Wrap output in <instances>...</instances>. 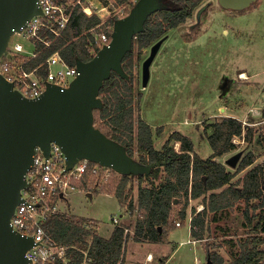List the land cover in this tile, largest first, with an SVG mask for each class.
<instances>
[{"label":"rangeland","instance_id":"obj_1","mask_svg":"<svg viewBox=\"0 0 264 264\" xmlns=\"http://www.w3.org/2000/svg\"><path fill=\"white\" fill-rule=\"evenodd\" d=\"M94 1L97 2L95 10L101 12L102 22L105 21L99 29L106 31L109 28L113 30V13L123 12L118 15L119 18L128 15L138 0H105L112 1L107 9H101V0ZM198 9L191 18L169 30L163 37L145 87L143 64L154 43L140 51L138 42L135 41V118L138 120L141 116L151 125L156 148H162L172 133L179 131L192 139L194 151L204 158L213 153L209 134L214 131V124L226 116L240 119L253 129L252 141L238 136L236 141L232 139L235 147L216 159L235 173L232 182L241 188L240 181L247 172L259 164L264 165V146L260 141V137L264 135V0H257L241 10L227 9L218 0H212L201 13L199 22ZM14 39L27 43L22 37L13 36L12 40ZM241 72H246L247 77H240ZM226 78L229 80L224 85ZM140 93L141 97H138ZM158 129H161L160 133ZM170 143L176 150H180L181 141L171 140ZM239 151H243V155L237 166L232 167L226 160ZM134 153V158L140 160L137 146ZM249 153L254 155L253 163L246 168H238L243 157ZM110 173L108 177L103 173L88 177L83 190L71 192L68 200L60 202V209L74 220L78 217L69 214L70 212L95 218L89 220L95 221L97 227L100 226L99 231L103 236L110 235L116 224L113 221L115 217L120 224L134 228L139 213L136 197L140 179L135 175L128 181V198L121 204L114 190L123 174L114 169ZM143 183L147 185L148 181ZM88 192L93 193V196H89ZM130 202L133 203V209H129ZM259 202L260 199L257 198L250 200L251 204ZM183 203L178 206L173 203L174 224L186 217L183 214L181 216L179 210ZM188 204V215L192 208L202 210L203 197L190 199ZM220 208V213L208 215L207 232L202 244L211 245L210 249L216 250L225 258L223 264H228L226 260H231L228 253L230 248L224 243L230 242L234 246L231 250L233 254L239 252V244L249 235L244 211L253 210L248 208L244 199L238 200L234 206L224 203ZM260 210L262 208H257L256 212ZM189 231L187 219L182 226H174L167 234L171 244L160 247L163 255L170 256L168 264L205 262L206 254L201 244L186 242L191 239ZM129 240H133L132 234ZM181 241L185 243L181 245ZM148 246L130 241L127 255L132 256L134 261L144 262ZM177 246L179 249L174 251L173 248Z\"/></svg>","mask_w":264,"mask_h":264},{"label":"trees","instance_id":"obj_2","mask_svg":"<svg viewBox=\"0 0 264 264\" xmlns=\"http://www.w3.org/2000/svg\"><path fill=\"white\" fill-rule=\"evenodd\" d=\"M124 1V0H120ZM169 6L153 12L145 23L144 31L139 32L133 39L138 42L139 50L149 46L163 38L167 32L186 22L194 15V12L207 0H167ZM114 23V19H111ZM102 21L98 14L88 15L81 9H76L66 27L63 35L54 40L50 47L40 44L41 52L30 58L26 63L27 69L40 65L56 49H59L63 57L70 65L76 63L77 58L89 60L93 57L91 52V35L88 30ZM111 37L112 28L106 30ZM133 46L122 61L124 70L129 78H125L116 71H112L109 78L104 81L100 89L103 107L95 108V124L109 137L125 145L128 153L135 156V146L138 148L140 162L158 163L149 174H138L140 179L138 186V209L135 237L137 239L162 240V233L158 226H165L172 218L173 203L177 198L203 197L204 208L195 213L192 218V235L202 238L206 228V215L210 211L221 210L220 206L230 203L234 206L238 200L244 199L248 208L245 209L246 226L249 227L248 236L241 241L240 250L234 253L229 264H264V165L259 164L250 169L240 181L242 187L236 186L232 179L234 172L227 169L226 165L215 159L233 147L234 136H243L252 141L254 131L247 127L236 117H224L214 124V131L209 134L210 145L213 153L204 158L194 151L192 139L179 131L172 133L161 149L154 145L151 125L141 116L135 118L134 102L137 97L134 84V51ZM99 47H96V51ZM40 73L47 74V68L42 65ZM138 97H141V93ZM161 129H158L160 133ZM171 140L181 141L180 150L171 145ZM264 146V135L260 137ZM252 153L243 157L239 163L240 169L246 168L254 161ZM206 175L207 179H203ZM134 174H123L117 184L114 194L121 204L127 200L126 187ZM159 179V181H158ZM148 181L143 185V181ZM226 185V186H225ZM225 186L221 191L217 190ZM104 191V190H103ZM113 193V192H112ZM260 199L259 203L251 204V199ZM186 201V204L188 202ZM133 203H129V209H133ZM257 208L262 210L257 211ZM195 210V209H194ZM185 216V209L181 210ZM87 219L70 218L65 213L52 216L46 227L49 232L61 243L67 245L85 243L88 254L94 258V264H115L122 260L123 246L129 234L125 227L116 225L112 236L105 239L91 230L83 228ZM92 235L91 244L86 238ZM212 264H223L224 258L217 252H209ZM83 253L79 252V259Z\"/></svg>","mask_w":264,"mask_h":264},{"label":"water","instance_id":"obj_3","mask_svg":"<svg viewBox=\"0 0 264 264\" xmlns=\"http://www.w3.org/2000/svg\"><path fill=\"white\" fill-rule=\"evenodd\" d=\"M255 1L218 0L221 6L236 10L247 8ZM211 3L209 0L198 9V22ZM169 4L167 0H138L128 15L114 20L109 43L89 60L76 59L79 74L67 87L48 83L39 96L28 97L0 73V264L31 261L27 251L34 240L16 230L11 218L22 200V190L29 186L27 172L34 162L37 146L49 156L51 143L60 144L68 167L88 158L122 174L147 175L155 165H161L160 162L145 164L131 156L125 145L96 126L94 109L103 107L100 89L112 71L129 78L122 61L132 49L134 37L144 31L153 12ZM41 12L39 0H0V56L7 52L12 34ZM163 40L152 45L144 61V87ZM242 155L243 151H239L226 162L236 167Z\"/></svg>","mask_w":264,"mask_h":264},{"label":"built area","instance_id":"obj_4","mask_svg":"<svg viewBox=\"0 0 264 264\" xmlns=\"http://www.w3.org/2000/svg\"><path fill=\"white\" fill-rule=\"evenodd\" d=\"M101 1V9H107L112 4V1ZM39 3L42 12L32 16L20 31L12 34L7 52L0 56V73L28 97L39 96L48 83L67 87L79 74L76 63L70 65L59 49L53 51L40 65L27 69L25 63L41 52L40 44L44 48L50 47L56 38L61 37L78 8L88 15H101L95 10L97 2L93 0H39ZM120 13L123 14L121 11L113 13L111 18H119ZM103 22L88 30L93 54L97 52L96 47L101 48L111 39L107 31L99 29ZM13 36L22 37L27 43L12 40ZM42 65L47 68L46 75L40 73ZM237 138L234 136L233 140ZM112 169L88 158L79 159L68 167L67 156L57 142L51 143L49 156L36 147L34 162L27 172L29 186L22 190V200L11 218L16 230L34 240L27 251L30 264H74L70 250L72 245L59 242L46 224L52 216L63 213L60 202L68 200L71 192L83 190L88 177L101 173L108 177ZM113 221L119 223L116 217ZM176 224L180 225L181 222L177 221ZM83 228L93 232L98 230L93 220L85 222ZM91 263L92 257L86 253L83 264Z\"/></svg>","mask_w":264,"mask_h":264},{"label":"crops","instance_id":"obj_5","mask_svg":"<svg viewBox=\"0 0 264 264\" xmlns=\"http://www.w3.org/2000/svg\"><path fill=\"white\" fill-rule=\"evenodd\" d=\"M94 1V0H93ZM95 2V1H94ZM96 3V2H95ZM229 80V78H226L225 79V83H224V85H226V83H227V81ZM227 117V116H226ZM230 117H232V116H230ZM245 125V124H244ZM238 137V136H237ZM196 147V146H195ZM211 147V146H210ZM159 149V148H158ZM161 149V148H160ZM212 150V149H211ZM218 157H220V156H216L215 157V159L216 158H218ZM217 160V159H216ZM204 179V178H203ZM205 180V179H204ZM212 191H217V190H210L209 191V193H211ZM90 192H88V195L89 196H93V193L92 194H89ZM126 196H127V193H126ZM199 198V197H198ZM190 199H196V198H190ZM190 199L188 200V201H190ZM187 200L186 199H184V197L183 198H181V199H179V198H177L176 200H175V202H174V204H175V206H178V205H180V204H182L183 202V207L182 208H180L179 210L181 211V210H183V209H185V211H187V207H188V205L189 204H186L185 202H186ZM187 201V202H188ZM136 203L138 204V194H137V197H136ZM204 203V202H203ZM204 206H205V204H204ZM137 207H138V205H137ZM174 208V207H173ZM204 208V207H203ZM195 209V210H194ZM131 211V210H130ZM179 211V212H180ZM199 211H201V210H198V209H196V208H192V210H190V214L188 215L187 213L185 214V218L183 219V220H181L180 222H181V224L180 225H177L176 224V222H175V224L173 223V221H174V218H171L170 219V222L169 223H167L164 227L163 226H158V230H159V232L161 233V231H163V233H162V237H163V239L162 240H153V239H137L136 237H135V231H136V223H137V218H136V223H135V225H134V228H132L131 226H129V225H125V224H120L119 223V225H122V226H124L126 229H128V231L126 232V234L128 233L129 234V236H128V238H126V241H125V243H124V246H123V257H122V260H120V261H118L117 263H115V264H168V262H169V258H170V256H167V255H163V253L161 252V245H165V244H171V240H168V238H167V234L171 231V229L174 227V226H176V227H180V226H182L184 223H185V221L188 219V221H189V224H190V235H191V239H189V240H187L186 242H188V243H200L201 244V246H202V248L204 249V251H205V254H206V259H205V262L204 263H202V264H212V261L210 260V256H209V252H217L216 250H212V249H210V246L211 245H208L207 243L204 245V244H202V240L205 238V233L207 232V227H208V218L210 217V216H208V215H211V214H215V212L216 211H210V212H208V214L206 215V221H205V224H206V228H205V231H204V234H203V237L202 238H197V237H195V236H193L192 235V218H193V216L195 215V213H197V212H199ZM223 212V211H222ZM63 213H65L64 211H63ZM217 213H220V210L219 211H217L216 212V214ZM69 214H71V215H73V216H77L78 218H83V219H87V220H89V219H94L95 220V218H93V217H90V216H81V215H78V214H76V213H73V212H70ZM139 214V213H138ZM138 214H137V216H138ZM184 217V216H183ZM127 220V219H126ZM124 222H125V220H123ZM117 224H115V226H116ZM115 226H114V228H115ZM100 227V226H99ZM99 227H98V232L96 231V232H94V233H96V234H98L99 236H101V237H103V238H105V239H109L111 236H112V234H113V231H114V228H113V230L111 231V233H110V235L109 236H103V235H101L100 234V231H99ZM131 234H132V236H133V240H129L130 239V237H131ZM92 239V235H89L87 238H86V241H87V243H89V245L91 244V240ZM130 241H135V242H138V243H140V244H143V243H145V244H148L149 246H148V251H147V253L145 254L146 256L144 257V262H142V261H134L133 259H132V256H128L127 255V249H128V244H129V242ZM185 242H183V241H181L180 242V244L182 245V244H184ZM232 243V242H231ZM180 244H179V246H180ZM224 245L225 246H227V247H229L230 248V250L228 251V253H229V256H230V258L232 259V256H233V251H231L232 250V248H234V246H231V244H230V242H225L224 243ZM240 245V244H239ZM179 246H177V247H174L173 249H174V251H177L178 249H179ZM218 246H222V245H218ZM236 247V246H235ZM71 252H72V257H73V260H74V262L75 261H77L79 258V252L80 253H83V257L78 261V264H83V260H84V255L86 254V253H88V249H87V247H86V244L85 243H80V244H73L72 245V247H71ZM218 253V252H217ZM220 254V253H219ZM221 255V254H220ZM222 256V255H221ZM92 257V256H91ZM223 257V256H222ZM224 258V257H223ZM93 261H94V258L92 257V263L91 264H94L93 263ZM231 261V260H230ZM198 262V261H197ZM224 262H225V258H224ZM226 262L229 264L230 262L228 261V260H226ZM199 264H201V262L199 261L198 262Z\"/></svg>","mask_w":264,"mask_h":264},{"label":"bare ground","instance_id":"obj_6","mask_svg":"<svg viewBox=\"0 0 264 264\" xmlns=\"http://www.w3.org/2000/svg\"><path fill=\"white\" fill-rule=\"evenodd\" d=\"M240 77H242V78H246V77H247V74H246V72H241V75H240Z\"/></svg>","mask_w":264,"mask_h":264},{"label":"flooded vegetation","instance_id":"obj_7","mask_svg":"<svg viewBox=\"0 0 264 264\" xmlns=\"http://www.w3.org/2000/svg\"><path fill=\"white\" fill-rule=\"evenodd\" d=\"M256 1H257V0H256ZM256 1H255V2H256ZM253 3H254V2H253Z\"/></svg>","mask_w":264,"mask_h":264}]
</instances>
